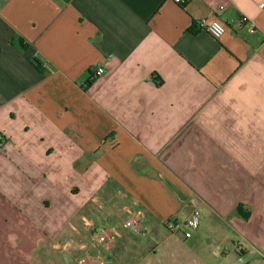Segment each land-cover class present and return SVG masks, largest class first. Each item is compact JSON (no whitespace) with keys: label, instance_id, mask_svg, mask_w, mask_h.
Wrapping results in <instances>:
<instances>
[{"label":"crops","instance_id":"0c3cea01","mask_svg":"<svg viewBox=\"0 0 264 264\" xmlns=\"http://www.w3.org/2000/svg\"><path fill=\"white\" fill-rule=\"evenodd\" d=\"M261 4L0 0V264H264ZM192 197L204 215L185 239L170 225ZM136 208L147 236L124 228Z\"/></svg>","mask_w":264,"mask_h":264},{"label":"built area","instance_id":"2783aa9c","mask_svg":"<svg viewBox=\"0 0 264 264\" xmlns=\"http://www.w3.org/2000/svg\"><path fill=\"white\" fill-rule=\"evenodd\" d=\"M260 7L264 8V4H261ZM205 28L206 31L217 40H220L226 33L225 24L220 18H216L211 23L206 24ZM97 73L99 75L105 73L104 68L99 67ZM191 201L194 204V208L186 220L179 225H170V230L175 235L180 234L185 239L191 238L200 228L202 217L204 215L199 200L196 197H192ZM146 220V212L144 210L139 208L133 209L124 219V228L135 235L147 236L150 229ZM119 235L120 232L118 229L114 227H106L96 232L93 237L105 251L111 252L115 248L116 239ZM79 264H106V260L101 254L85 252L80 256Z\"/></svg>","mask_w":264,"mask_h":264},{"label":"rangeland","instance_id":"374dc122","mask_svg":"<svg viewBox=\"0 0 264 264\" xmlns=\"http://www.w3.org/2000/svg\"><path fill=\"white\" fill-rule=\"evenodd\" d=\"M220 235V234H219ZM226 235V234H225ZM196 236H202V237H205V236H208V237H212V229H210V227L208 226V224H204L202 227H201V229L197 232V234H196ZM217 242H215L214 244H210V243H205L204 245H200V247H202L203 249H204V252L205 253H210V252H214V250H215V247L216 246H219V247H221V248H226L227 249V252H230V250L231 249H233V244H232V242L230 241V242H225V243H223V244H219V245H217L216 244ZM231 252H233V251H231ZM261 256H263V258H264V253H262L261 251L260 252H258ZM77 254V256H76V260H75V264H79V258H80V256L83 254V253H76ZM138 262H140V261H138ZM230 264H238V262H237V257H236V255H235V253H234V256H231V258H230V262H229ZM136 264V263H135ZM140 264V263H139ZM198 264H201L200 262H198ZM246 264H248V263H246Z\"/></svg>","mask_w":264,"mask_h":264},{"label":"trees","instance_id":"16d2710c","mask_svg":"<svg viewBox=\"0 0 264 264\" xmlns=\"http://www.w3.org/2000/svg\"><path fill=\"white\" fill-rule=\"evenodd\" d=\"M20 46H21V48H24L25 47V45L23 44V43H20ZM34 63H35V65L38 67V68H40V69H42V67H41V65L37 62V61H34ZM91 83H92V79H89L88 81H87V85H91ZM241 207H239L238 208V212L241 214ZM244 217H247V215H243ZM95 231H100V229H96Z\"/></svg>","mask_w":264,"mask_h":264}]
</instances>
